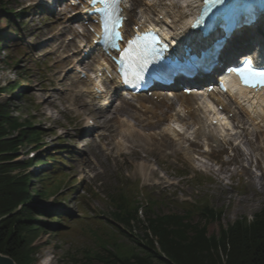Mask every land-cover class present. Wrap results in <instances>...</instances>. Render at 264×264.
Segmentation results:
<instances>
[{
	"label": "rangeland",
	"instance_id": "1",
	"mask_svg": "<svg viewBox=\"0 0 264 264\" xmlns=\"http://www.w3.org/2000/svg\"><path fill=\"white\" fill-rule=\"evenodd\" d=\"M147 1L151 0L133 3L131 24L142 17V5ZM154 1L159 3L160 0ZM172 1L164 0L163 3L170 4ZM41 5H56L59 11H55L59 14L50 17L48 9ZM5 10L12 15L5 14ZM71 15V10L62 0H0V87L15 86V90H8L2 95L0 103H9L10 116L20 122H29L40 133V148L26 143L15 161L25 164L31 158L38 162L49 156L60 155L66 159L62 167L66 176L60 178L61 195L69 194L65 184L71 183L77 187L60 206L55 204L54 196L47 200L38 199L33 204L38 209L34 210L32 223L39 227L35 230L37 250L34 259L39 264H104L98 258L106 256V251L115 253L119 250L114 244L120 246V250L135 248L133 242L109 224L114 208L110 205L108 195L117 191L120 184L135 190L136 200L142 207L147 201L146 193H149L158 201L152 209L157 215H182L185 213V204L207 203L221 212L220 219L205 222L199 215L193 214L190 220L198 227L205 226L208 236L218 234L221 227L227 228L242 218L252 222L255 215L264 209V175L256 167V153L242 137L240 126L245 124L242 116L232 120L229 128L236 126L232 132H212L226 149V153L216 160L190 151L188 141L199 142L204 153L214 144L209 142L207 145L205 138L194 140L190 133L182 135V132L179 136L185 137V141L174 139V146L171 147L161 146V141H157L156 146L146 145L145 150L136 147L142 159L134 157L133 146L127 142L124 147L119 144V131L115 127L117 122H130L142 133L139 138L145 141L146 137L159 135L167 125V115H171V112L164 103L160 105L148 100L146 106L152 107L153 112L164 114L162 117L165 121L160 123V118L151 120L150 113L144 108L140 109L136 102L132 105L138 108V112L129 115L123 113L125 102L116 100L112 110L106 111L107 117L111 116L112 119L104 124L92 110L98 107L91 104L87 97H79L84 85H75L73 73L66 78L62 75L63 69L70 66L68 56L74 53V46L84 38L79 34L83 28L78 21L68 23L67 16ZM93 63L91 59L85 62L84 67L88 64L91 67ZM86 119L97 125V133L102 136H85L88 132ZM148 122L154 127L146 128ZM169 126L175 127L174 124ZM246 127L249 133L253 132L252 128ZM109 132L114 134L113 138L108 137ZM158 139L161 138L158 136ZM229 139L233 140L231 146L225 144ZM236 147L246 158L245 165H252L251 177L238 168L224 164L234 155L233 149ZM176 151H183L185 155L179 156L175 154ZM82 158H86L85 163L81 162ZM51 164H35L32 169L24 170L37 177L32 181L31 194L41 191L47 184L41 183L39 175L49 171ZM144 164L150 170L141 171ZM18 173L19 170L13 172L14 175ZM83 196L85 198L81 200ZM49 210L63 211L68 220L56 223L55 214L46 213ZM147 212L139 209L138 218L141 222H144ZM143 231L141 224L136 222L132 232L143 238Z\"/></svg>",
	"mask_w": 264,
	"mask_h": 264
},
{
	"label": "trees",
	"instance_id": "2",
	"mask_svg": "<svg viewBox=\"0 0 264 264\" xmlns=\"http://www.w3.org/2000/svg\"><path fill=\"white\" fill-rule=\"evenodd\" d=\"M4 13L12 15L10 11L5 10ZM8 90H15V86L0 87V98ZM8 105L9 103H0V253L11 257L17 264H39L33 256L37 250L35 230L39 228L32 223L34 210L38 209L33 204L38 199L47 200L54 196L55 204L60 206L77 187H73L71 183L65 184L69 194L61 195L60 178L66 175L61 165L54 161L65 163V160L58 155L38 162L31 158L26 160L25 164L15 161L18 152L26 143L40 148V133L34 130L29 122H20L10 116ZM51 161V169L39 175L41 183L47 184H43L41 191L31 194L32 180L37 177L24 170L33 164H46ZM15 170H19L16 175L13 174ZM116 189L117 191L108 195L110 205L114 208L109 224L133 242L135 248L120 250V246L114 244L119 250L115 253L106 251V256H98L102 263L264 264V209L255 215L252 222L242 218L227 228L221 227L218 234L208 236L205 226L198 227L190 220L193 214H196L205 222L218 221L221 212L209 207L207 203L185 204V213L182 215H157L152 209L158 201L149 193H146L147 201L142 207L136 200L135 190L127 188L126 184H120ZM84 198L83 196L81 200ZM140 208L148 211L144 222L138 218ZM46 213L55 214L56 223L66 219L58 210H49ZM136 222H139L144 230L143 238L132 232ZM155 244L158 245L159 251Z\"/></svg>",
	"mask_w": 264,
	"mask_h": 264
},
{
	"label": "bare ground",
	"instance_id": "3",
	"mask_svg": "<svg viewBox=\"0 0 264 264\" xmlns=\"http://www.w3.org/2000/svg\"><path fill=\"white\" fill-rule=\"evenodd\" d=\"M164 1V0H163ZM163 1H159V3H156L154 0H151L149 2H147L152 8L151 10H148L147 12L149 14H153L156 13L157 14V18L154 20V23H158L161 24L163 27L168 28V31H170V34L172 36H176L178 34H180L181 32H183L184 30H186V21L189 20L190 18H192L195 13L198 11V6H197V0H173L170 4H165L163 3ZM164 17L165 18V22H160L159 18L160 17ZM264 36V33H260V36ZM86 37V39L88 38V35L84 36ZM264 39V37H262V39L260 38L259 40L262 41ZM249 42H243L241 40H239L237 42V48L232 51L229 52L228 55H226L225 59L229 60V58H231L233 56L234 53H236L238 50H240L241 54H246L247 51H249L251 49V45L247 48H243V51L240 49L242 47H240L241 45H244L245 43ZM83 44V42H82ZM241 44V45H239ZM75 51L76 53L79 52V50L82 49L81 46H76L75 47ZM86 83L85 88H83L80 92V94L83 93H87L89 94V98L92 99L93 96V88L91 87L92 84L91 83ZM178 99L176 102H170V104H165L167 109H172L173 111H175L176 109V103H179L180 106V110L183 111H190V110H194V107L197 106V99L196 98H183L182 96H177ZM230 100H234L235 102L232 104L233 106L236 107V109L239 111L240 114H242V116H244V118L246 119V124H251L250 127L255 129L254 133H249L248 129L246 127H241L243 134L242 137L244 140H246L252 147V149L254 150V152L256 153L257 156V161H256V167L261 171L262 175H264V127L259 126L258 123H263L264 125V98H262L260 101H258L256 98H253L252 96H249L247 92L240 90L237 93V96L230 94L229 96ZM164 100V99H163ZM140 105V107H142L143 105H145L144 102H146V100L144 101V99L141 100H137ZM167 100H165L166 102ZM223 105L225 106V113L226 115L229 113H237L236 110L231 109L232 107L227 106L226 104L223 103ZM104 106V105H103ZM143 108H145V110L148 112L150 111V119L154 120L157 118H160V123L164 122L165 119H163L164 114H158L157 112H153L152 107H145L143 106ZM150 108V109H149ZM100 111V110H98ZM101 112V113H100ZM100 112H98V115L101 117V120H103V122H105L104 124H107L108 122L111 121V118H108L103 110H101ZM122 112L129 115L130 113H135L138 112L136 110V108L133 105H130L129 103H125L124 106H122ZM163 116V117H162ZM138 118V116H136ZM177 117V115H171L168 122H171L172 119H175ZM158 120V119H157ZM183 119L182 117H178L177 121L181 122ZM191 120L193 121V125L194 127H199V130L194 133V140H200V139H206L207 141L212 142V144H214V146H212L211 150L209 151L210 153L206 154L203 152V146L199 143V142H191L189 149L192 152H197V153H202L203 156L207 157V158H212V159H216L218 158L221 154L226 153V149L223 147V145L221 144V142L215 137V135L211 132L207 133V124L206 122H203V120L201 119V117L199 116L198 111H195V113L193 114V116L191 117ZM130 122L127 121V124H129ZM144 123V122H143ZM228 123L227 121H223L219 123V126ZM125 126H121L120 125V121H118V125H117V129L119 130V138H120V146L124 147L125 143L127 142V144H130L131 146H133L132 149V154L134 155V157L138 158V159H142L140 152L136 149V147H140L143 148L144 150L146 148H144L146 145H153L156 146L157 141H161V146H165V147H171L173 144V139L170 141L168 136L171 135H175V131L171 130V129H167L165 128L164 131H162V136H160L161 139H158V137L154 136L152 138H148L146 137L145 141L139 138V134L137 132V135H135L133 133V131L128 128V125ZM191 124V125H192ZM192 125V126H193ZM133 127V126H132ZM146 128L148 127H154L153 124L151 122H148L145 125ZM89 128V126H88ZM105 128H107V126H105ZM149 129V128H148ZM179 137V136H176ZM253 138V139H251ZM233 140L230 139V141H227L226 144L231 146L233 144L232 142ZM135 147V148H134ZM233 153L234 155H232L231 157H229L227 159L226 162H224L225 165H229L230 167H234V168H238L240 169V171L251 177L250 174V168L252 165H245L246 163V158L244 157V155L239 151V149L236 147L233 149ZM175 154L181 156V155H185V152L183 151H176ZM82 163L86 162V158H82L81 160ZM141 171L146 172L148 170H150L149 166L147 164H144L141 168ZM210 171V169H209ZM254 183V182H252Z\"/></svg>",
	"mask_w": 264,
	"mask_h": 264
},
{
	"label": "snow or ice",
	"instance_id": "4",
	"mask_svg": "<svg viewBox=\"0 0 264 264\" xmlns=\"http://www.w3.org/2000/svg\"><path fill=\"white\" fill-rule=\"evenodd\" d=\"M100 8L94 9L98 14V24L104 30L105 36L112 42V47L118 48L117 41L121 39L117 26L122 24L121 6L125 0H96ZM204 4L211 5H224L219 8L207 21L205 31L209 34L213 32L218 26H222L225 33H230L236 26L243 23L251 22L252 16L249 10V5L245 0H229L226 5L225 0H204ZM208 15V7L202 11L201 17L198 18L197 24H203V17ZM218 46L222 47V41L217 39L215 42ZM123 51V50H121ZM125 58L132 63L139 62V53L136 52L134 47H130L128 51H124ZM146 63V61L144 62ZM144 63L140 67H144ZM238 75L245 86L248 87H264V67H257L253 64L252 60L248 59L243 63V66L233 69Z\"/></svg>",
	"mask_w": 264,
	"mask_h": 264
},
{
	"label": "water",
	"instance_id": "5",
	"mask_svg": "<svg viewBox=\"0 0 264 264\" xmlns=\"http://www.w3.org/2000/svg\"><path fill=\"white\" fill-rule=\"evenodd\" d=\"M0 264H17L11 257L0 253Z\"/></svg>",
	"mask_w": 264,
	"mask_h": 264
}]
</instances>
